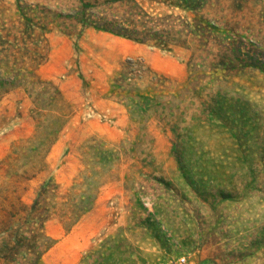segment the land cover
Masks as SVG:
<instances>
[{"label": "rangeland", "instance_id": "obj_1", "mask_svg": "<svg viewBox=\"0 0 264 264\" xmlns=\"http://www.w3.org/2000/svg\"><path fill=\"white\" fill-rule=\"evenodd\" d=\"M111 5L0 0V264H264V70L88 22ZM200 14L264 52V0Z\"/></svg>", "mask_w": 264, "mask_h": 264}, {"label": "trees", "instance_id": "obj_2", "mask_svg": "<svg viewBox=\"0 0 264 264\" xmlns=\"http://www.w3.org/2000/svg\"><path fill=\"white\" fill-rule=\"evenodd\" d=\"M127 1L125 11L118 13L120 10H123L124 1L110 0L112 5L105 11H91L93 13H90L88 22L98 28L142 42H148L150 45L161 48L167 49L171 46H181L192 49L193 55L198 51L204 52L209 45H213L218 48V52L215 53L216 57L222 54L223 56H229L230 59H226V62H223L228 70L232 67L231 62L235 59L240 61V65L257 66L264 70V57H259L263 56V51L259 50L252 43H244L239 38L228 37V32L220 40L218 37L221 34H217V28L219 27H215L214 24H211V19L209 20L204 14H200L201 10L207 7L210 2L218 4L219 0H180V6L186 12L193 14V19L191 20L179 17L180 23L172 19L171 15H153L138 0ZM178 25L182 26V29H179V31L185 35L188 42L198 41L194 43V47L192 45L188 46L185 41L176 38L178 32H174V30H176L175 28ZM225 28L229 30L227 26ZM242 49H245V51L243 52ZM6 51H9V49H6ZM209 54L212 53L209 52ZM214 60L215 57L209 60L211 68L215 63Z\"/></svg>", "mask_w": 264, "mask_h": 264}, {"label": "built area", "instance_id": "obj_3", "mask_svg": "<svg viewBox=\"0 0 264 264\" xmlns=\"http://www.w3.org/2000/svg\"><path fill=\"white\" fill-rule=\"evenodd\" d=\"M185 262H186L185 257H181L177 259L176 261H174L172 264H184Z\"/></svg>", "mask_w": 264, "mask_h": 264}]
</instances>
